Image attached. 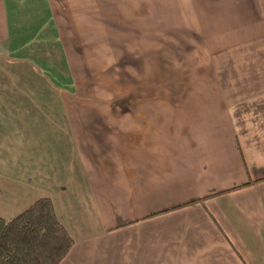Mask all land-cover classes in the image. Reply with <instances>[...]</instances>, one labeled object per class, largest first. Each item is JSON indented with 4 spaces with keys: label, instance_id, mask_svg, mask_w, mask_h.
Wrapping results in <instances>:
<instances>
[{
    "label": "crops",
    "instance_id": "obj_1",
    "mask_svg": "<svg viewBox=\"0 0 264 264\" xmlns=\"http://www.w3.org/2000/svg\"><path fill=\"white\" fill-rule=\"evenodd\" d=\"M44 197L60 264H264V0H0V218Z\"/></svg>",
    "mask_w": 264,
    "mask_h": 264
},
{
    "label": "trees",
    "instance_id": "obj_2",
    "mask_svg": "<svg viewBox=\"0 0 264 264\" xmlns=\"http://www.w3.org/2000/svg\"><path fill=\"white\" fill-rule=\"evenodd\" d=\"M72 245L73 239L59 222L49 198L37 199L9 221L0 218V264H60Z\"/></svg>",
    "mask_w": 264,
    "mask_h": 264
}]
</instances>
